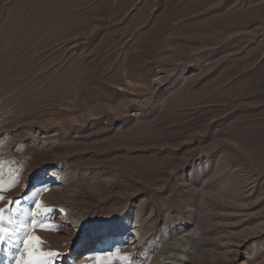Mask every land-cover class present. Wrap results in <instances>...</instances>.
Instances as JSON below:
<instances>
[{"label": "rangeland", "instance_id": "374dc122", "mask_svg": "<svg viewBox=\"0 0 264 264\" xmlns=\"http://www.w3.org/2000/svg\"><path fill=\"white\" fill-rule=\"evenodd\" d=\"M47 168L79 222L43 221L68 254L46 264L181 257L156 240L177 218L206 239L187 264H264V0H0V264H18Z\"/></svg>", "mask_w": 264, "mask_h": 264}, {"label": "bare ground", "instance_id": "6f19581e", "mask_svg": "<svg viewBox=\"0 0 264 264\" xmlns=\"http://www.w3.org/2000/svg\"><path fill=\"white\" fill-rule=\"evenodd\" d=\"M209 169H210L209 161H207L205 164L200 162L195 171L196 177L200 179L201 177L205 176L208 173ZM43 172L45 173V175H43L42 178L47 180L50 179V180L44 182V184H46L47 182L48 184L43 186V188L37 189L35 187L32 191V196L38 198V202L42 205V207L41 209H37L36 207L32 209L30 221L28 222V226H27L30 229L28 235L29 236L35 235L40 237V240L42 242L40 244V250L44 252H54L53 250L49 249V244H45V237L43 234V229L42 227H40V224L41 222L43 223V221L47 220L45 219V216L48 215L49 218H56L60 224H66L68 226L75 228L79 220L78 217L73 212V210L67 206L53 207V205L56 202L65 201L66 198H68V196H76V195L73 190L69 189L70 187L68 188V186H65L64 184H60L61 182H64V180L66 179V172L63 168H47ZM227 185L229 186V183ZM44 209H52L53 211L50 214H47L44 212ZM34 220L36 221L35 224H33ZM175 220H176V224L174 225L172 231L168 233L166 231V233L162 238H157L156 240L159 245L160 243L162 244L164 241L168 240L167 235H169V237H172L173 239L181 240L185 245L181 257H173V258L160 257L155 261L154 264H187L186 261H189L191 258L198 255V247L200 246V244H204L206 242V239L204 238V235L200 228L195 227L193 229H190L188 224H185L180 218H177ZM124 224H127V222H125ZM118 230L121 229L120 228L114 229L113 231L107 232L106 234H103L100 238H98L96 242L91 243L93 247L92 251H96L99 249L105 250L106 248H108L110 244H112L117 239L118 237L117 233L119 232ZM251 230H255L256 233H261L264 230V222L256 224L251 228ZM25 232L26 230L24 227H22L21 225L19 226L17 225L15 232L10 235L9 242L10 243L15 242V244L18 245V241L24 238ZM77 234H80V231H77ZM133 234H135V236L139 238H145L146 236L149 235V231L146 229L134 230ZM53 239L57 240L55 237H53ZM260 245H262V243L255 242L252 245V252L251 253L248 252L246 254L249 255V254L259 253V249H261L259 248ZM19 250H20L19 260L22 258L26 259L27 257L23 253V250L22 249ZM222 251L225 255H227L229 258L233 260L238 258L240 255L239 250H237L233 245L230 244H225ZM83 256H84L83 259H81L79 262H84L86 259L93 256V254L86 253ZM9 257L11 258V255ZM62 258L63 257L60 256L57 259L63 262L64 260Z\"/></svg>", "mask_w": 264, "mask_h": 264}, {"label": "snow or ice", "instance_id": "6c2138e0", "mask_svg": "<svg viewBox=\"0 0 264 264\" xmlns=\"http://www.w3.org/2000/svg\"><path fill=\"white\" fill-rule=\"evenodd\" d=\"M2 199V197H0ZM35 207L37 209H41L42 205L38 202ZM53 210L52 209H44V212L47 214H50ZM49 216L46 215L45 219H48ZM36 221H33V224H35ZM40 227H45V225L41 222ZM3 229L0 228V232H2ZM0 239H2V236H0ZM40 237L32 235L29 236L27 232L24 233V238L20 241H18V249H22L23 253L26 255V259H20L18 261V264H46V261L44 258L46 257H60V256H67L68 254H60L56 252H44L40 250V244H41ZM108 255H111V253H108Z\"/></svg>", "mask_w": 264, "mask_h": 264}]
</instances>
